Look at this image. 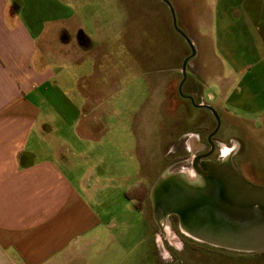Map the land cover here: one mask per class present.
I'll list each match as a JSON object with an SVG mask.
<instances>
[{
  "label": "crops",
  "instance_id": "1",
  "mask_svg": "<svg viewBox=\"0 0 264 264\" xmlns=\"http://www.w3.org/2000/svg\"><path fill=\"white\" fill-rule=\"evenodd\" d=\"M190 1L194 24L189 28L180 20V26L195 56L191 51L170 67L131 58L135 64L159 65L155 74L165 76L143 110L156 135L150 141L154 163H167L173 153L188 155L198 144L197 129L212 126V112L199 103L220 113L232 130L239 123L264 129L259 115L264 114V0ZM76 13L61 0H0V264L85 263L87 256L106 251V240L116 244L109 250L116 255L125 236L135 232L132 220L118 216L112 199L118 183L134 176L125 175L123 157L131 167L139 162L134 143L139 110L122 104L123 70L111 67L105 40L83 26L75 37L69 32ZM61 63L69 69L62 78ZM229 107L244 116H234ZM149 112L160 116L151 120ZM182 143L179 153L174 145ZM166 175L164 165L156 180ZM143 219L146 232L157 238L161 263L167 264V223ZM233 252L264 262V252Z\"/></svg>",
  "mask_w": 264,
  "mask_h": 264
},
{
  "label": "rangeland",
  "instance_id": "2",
  "mask_svg": "<svg viewBox=\"0 0 264 264\" xmlns=\"http://www.w3.org/2000/svg\"><path fill=\"white\" fill-rule=\"evenodd\" d=\"M61 1H64L66 5L77 12L76 16L72 18L71 30L69 29V32L73 34L74 37L78 35V29L83 26L86 32L93 37H99L105 40L107 58L111 63H114L111 67H113V69L122 68L123 70L122 82L125 90L124 96L121 99L122 104L125 109L133 108L139 110V114L135 119V142L133 141L136 143L135 147L138 151L139 162H134L131 167V165L128 164V156L125 155L123 157L122 169L124 168L123 171L125 175L134 176L133 178L126 177L121 183H118L120 189L118 188L116 193H114V199H112L118 216L124 217V220H132L133 225L131 227H133L135 232L129 237L125 236L124 246L116 255L109 252V250L116 248V244L111 240H106L103 246V248H106V251L101 252V256H87L86 262L80 264H163L164 260L157 238L153 235L152 231L146 232L143 224V217L145 216L153 222L149 197L145 202L143 213L142 211L140 212L134 209L132 203L126 199L125 194L129 189L138 184L137 187L141 185L145 186L140 183L149 185V191L153 181L156 180L164 165L167 166V172H181L185 175L192 174L193 168L190 164L192 157L188 159L189 161H181L180 159H182V157L178 156L177 153H173L167 158V163L160 160H156L155 163L152 161L154 157L153 155L152 157L150 156L152 150L153 152L155 150L153 144H150V141L153 142L152 139L156 137V135L150 132L151 129L147 126L148 115L146 112H143V110L149 107L153 96L156 95L158 86L164 84L163 79L165 76L155 74V69L158 67L160 68L159 65L156 64V67H153L146 64H135L131 61V58L133 57L141 62L147 59H155V61H160L162 64L161 67H170L181 57L191 54L190 46L185 41L184 37L175 29L171 8L169 5L167 6L163 0ZM189 1L190 0H171L172 4L170 5L173 9L176 24L180 31V20H182V23L184 22L187 24L188 27L190 23L193 22L194 24L189 13L191 2ZM183 12H187L189 17H182ZM94 15H98V17L94 19ZM127 46H131L130 51L133 52L131 57L126 53ZM99 50L102 51L103 48ZM73 69L74 68L70 70ZM68 70V65L61 63L59 69L60 78L66 76ZM83 70L89 69H82V71ZM61 71L63 72L61 73ZM238 99L241 100L240 97ZM57 104L63 106L64 103L57 102ZM228 109H230V112L234 116H244L243 113L238 112L234 107H229ZM149 114L151 120L155 118L158 119V116H160L153 112H149ZM259 115L262 116V118L264 117L263 113ZM124 118L125 123H127L129 121L128 117L125 115ZM171 122L172 121L167 116V131H170L169 125ZM214 126L215 124L213 127ZM239 126L240 128H238V130L235 127L233 130L231 129L230 133L238 137L242 135L243 140L246 139L249 141L250 138L251 143L246 145L249 151L248 157L250 158V161L247 162V168L251 171L255 179L259 180L256 181V184L252 183L264 187V129L253 128L250 130L245 128L243 123H239ZM125 136L128 137L126 130L123 133V137ZM235 142L231 140L230 144L236 146L238 142ZM230 144H221L220 149L225 153L226 150L229 149L228 147L231 146ZM174 146L179 153L184 152L183 143L178 145V147L176 145ZM124 147L125 144L122 150ZM230 148H232V146ZM242 148H244V146H241V150ZM227 155L228 154L225 153V158H227ZM176 160H180L181 162H176ZM111 194L112 192L108 191V197H110ZM177 225H179V223L175 224V231L180 239L171 229L170 224H167V241L164 242L165 248H167V264H264V262H261L260 257H248L242 253L216 249L215 247L193 240L183 233L182 230V234H179ZM179 229H181L180 226ZM155 230L158 240L162 241L163 238L159 232V226H155Z\"/></svg>",
  "mask_w": 264,
  "mask_h": 264
},
{
  "label": "water",
  "instance_id": "3",
  "mask_svg": "<svg viewBox=\"0 0 264 264\" xmlns=\"http://www.w3.org/2000/svg\"><path fill=\"white\" fill-rule=\"evenodd\" d=\"M175 29L189 44L192 56L196 50L191 40L176 24ZM188 57L183 64L187 77ZM209 109L220 123L217 112ZM193 161V173L167 172V180H157L151 192L156 210L178 217L183 233L193 240L226 250L264 252V187L243 177L233 163H216L202 158Z\"/></svg>",
  "mask_w": 264,
  "mask_h": 264
},
{
  "label": "flooded vegetation",
  "instance_id": "4",
  "mask_svg": "<svg viewBox=\"0 0 264 264\" xmlns=\"http://www.w3.org/2000/svg\"><path fill=\"white\" fill-rule=\"evenodd\" d=\"M179 95L183 96L182 90L179 91ZM190 100H192V102L194 104L193 99L190 98ZM199 105H200V107L206 106V104L204 102L199 103ZM217 114L219 116L220 123L218 124V120L216 119V117L212 113V120H213L212 126L210 128L209 127L206 128V129H203L202 126H200L197 129L196 133H198V135H199L198 144L194 145L192 147V150L189 152V154L183 155L182 159H180V160L181 161L188 160L190 157H192L190 164L193 167V161L195 160V158L202 156V155L209 154L208 157L202 158L199 161V165L205 161H212V162H216V163H233L245 179H247L251 183L253 182L256 184V181H259V180L255 179V177L252 175L251 171L247 168L248 167L247 162L250 161V158L248 157L249 151H248V148L246 146L248 144L245 143V140H243V138L238 137L239 138L238 144H236V146L238 148L234 145H231L230 144L231 140H234V142H235L236 138L233 135H231V133H230L231 128H228V126L226 125V122L222 118V115L218 112H217ZM214 124H215V126L213 127ZM226 143H229L232 146V148H230L231 146L228 147L229 149L226 150V152H225L228 154L227 158H225L224 151L220 149L221 144H226ZM241 146L242 147L244 146V148H242V150H241ZM180 160L179 161L176 160V162H181ZM161 177H165L164 179L167 180V175L166 176H160L159 178H161ZM157 180H156V182H157ZM156 182H155V184H156ZM155 184H154V186H155ZM153 201L154 200H152V197H151L153 218L156 221L163 220L167 224H170L171 229L176 233V231H175V229H176L175 228V218H174L175 215L167 216V214H165L164 210H161V209L156 210ZM178 223H179V221H178ZM177 231L179 234H182L181 229H179V225H177ZM176 235L180 239V237L177 233H176Z\"/></svg>",
  "mask_w": 264,
  "mask_h": 264
},
{
  "label": "trees",
  "instance_id": "5",
  "mask_svg": "<svg viewBox=\"0 0 264 264\" xmlns=\"http://www.w3.org/2000/svg\"><path fill=\"white\" fill-rule=\"evenodd\" d=\"M136 190H137V192H136ZM125 196L129 200H132L134 202V205H135L137 210L143 211L145 202L149 197V191H148V188L146 186L141 185L139 187H135L134 189L127 191ZM174 218H175V224H177L179 221L178 217L174 216Z\"/></svg>",
  "mask_w": 264,
  "mask_h": 264
}]
</instances>
